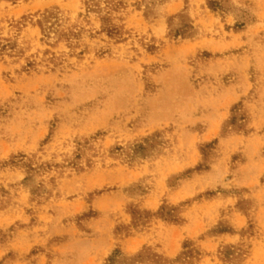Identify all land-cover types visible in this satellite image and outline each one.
Returning <instances> with one entry per match:
<instances>
[{
    "label": "rangeland",
    "instance_id": "374dc122",
    "mask_svg": "<svg viewBox=\"0 0 264 264\" xmlns=\"http://www.w3.org/2000/svg\"><path fill=\"white\" fill-rule=\"evenodd\" d=\"M264 264V0H0V264Z\"/></svg>",
    "mask_w": 264,
    "mask_h": 264
},
{
    "label": "trees",
    "instance_id": "16d2710c",
    "mask_svg": "<svg viewBox=\"0 0 264 264\" xmlns=\"http://www.w3.org/2000/svg\"><path fill=\"white\" fill-rule=\"evenodd\" d=\"M117 261H118V257L116 258L113 256V257H110V259H109L110 264H118Z\"/></svg>",
    "mask_w": 264,
    "mask_h": 264
}]
</instances>
